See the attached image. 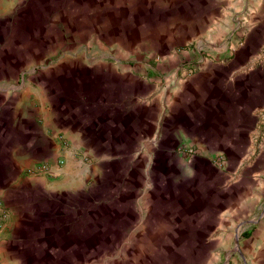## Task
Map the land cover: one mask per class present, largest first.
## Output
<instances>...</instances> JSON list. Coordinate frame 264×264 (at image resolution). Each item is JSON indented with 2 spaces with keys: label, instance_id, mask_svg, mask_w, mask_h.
Wrapping results in <instances>:
<instances>
[{
  "label": "rangeland",
  "instance_id": "1",
  "mask_svg": "<svg viewBox=\"0 0 264 264\" xmlns=\"http://www.w3.org/2000/svg\"><path fill=\"white\" fill-rule=\"evenodd\" d=\"M205 1L214 12L211 27L186 34L177 28L188 17L194 0H149V9L161 15V23L140 29V37L148 41L138 50H129L133 54H124L118 69L145 79L154 91L153 101L123 114L124 137L115 140L116 144L73 155L77 171L60 185L68 182L82 191L68 200L59 197L40 204L37 233L29 242L30 250L19 255L17 264H179L183 256L194 258L198 252L207 253L206 264H230L233 250L245 246L232 231L237 234L245 227H256L264 194L249 213L235 216V221L226 212L214 211V207L227 203L222 193L245 180L235 182L239 179L235 180L233 156L225 152V145H218L217 150L215 145L199 144L180 132L179 127L190 121L182 112L188 102L179 89L197 73L212 67L222 71L210 79L220 81L227 89L238 76L247 81L263 73L264 79V6L260 0ZM2 11H6V2L0 6ZM66 49L58 48L43 61H29L22 69L7 70L10 79L0 82L4 83L0 84V99L6 103L29 85L41 87V76L58 80L67 75L70 70L57 59ZM250 55L256 60L252 64L237 66L226 61ZM81 69L78 72L82 76L90 75V69ZM239 69L243 70L238 72ZM1 74L6 75V51L2 45ZM87 83L86 79L80 81V95L92 94L86 90ZM143 92L141 86L134 89L133 94L124 97L123 105H128L137 93L141 101ZM222 100L229 103L219 91L218 107ZM221 108L227 122L231 116L233 120L241 116ZM207 113L206 116L210 114ZM115 117H110L111 122ZM144 117H152L154 123L147 124ZM239 120L248 129L242 131L244 134L252 132L254 148H264V108ZM127 123L138 127L132 137ZM218 124L217 134L228 128L226 124L220 128V121ZM58 141L61 148L56 160L65 165L69 161L66 137L59 136ZM257 151L254 155L260 158ZM216 152L219 154L212 158Z\"/></svg>",
  "mask_w": 264,
  "mask_h": 264
},
{
  "label": "crops",
  "instance_id": "2",
  "mask_svg": "<svg viewBox=\"0 0 264 264\" xmlns=\"http://www.w3.org/2000/svg\"><path fill=\"white\" fill-rule=\"evenodd\" d=\"M5 2L6 11L0 12V21H5L0 23V46L6 51V75H0V82L10 79L7 70L22 69L32 60H46L58 48H67L57 59L70 70L58 80L41 76V87L29 85L25 92H14L6 103L0 99V209L7 212V222L0 235V257L2 264H17L19 255L29 249V242L37 233L35 225L40 220L36 212L40 204L59 197L68 200L82 191L68 182L60 185L77 171L73 155H85V151L94 152L103 145L116 144L115 140L124 137L123 114L133 112L139 104L149 106L153 101L154 91L145 79L132 72L122 73L118 68L124 54H133L132 49L138 50L148 41L140 37V29L160 24L161 15L149 9V0H0V6ZM260 2L264 6V0ZM190 7L178 31L197 34L211 27L214 12L207 1L194 0ZM226 61L241 66L256 60L250 55ZM84 66L91 70L90 75L82 76L78 72ZM218 71L222 68H206L180 86L188 102L182 112L190 123L179 130L185 138L190 136L199 144L215 145L217 150L218 145H225V152L233 156L235 180L239 179L234 181L238 183L241 178L245 181L230 192H223L227 203L224 207H214V211L226 212L235 221V216L249 213L264 194V148H254L252 132L244 134L242 131L248 129L239 120L264 108V79L263 73L247 81L238 76L233 85H227L231 89H227L220 81L214 83L210 79ZM85 79L86 90L94 95H80V81ZM140 86L144 98L140 101L137 93L128 105H123L124 97ZM219 91L231 101L222 100L218 107ZM222 106L241 116L235 120L231 116L232 120L227 122ZM206 113L210 114L206 116ZM113 116L116 119L111 122ZM151 118L143 120L153 124ZM219 121L223 124L220 128L225 124L228 127L221 134H217ZM128 127L132 132L129 136L138 132L136 124ZM59 136L66 137L70 156L59 170L58 178L28 175L26 171L36 164L55 165L61 148ZM213 149L211 153L215 154ZM256 151L260 158L254 155ZM232 234L245 246L233 250L230 264H264V204L255 228L245 227L237 234L233 230ZM206 254L198 252L189 259L185 255L179 264H206Z\"/></svg>",
  "mask_w": 264,
  "mask_h": 264
},
{
  "label": "built area",
  "instance_id": "3",
  "mask_svg": "<svg viewBox=\"0 0 264 264\" xmlns=\"http://www.w3.org/2000/svg\"><path fill=\"white\" fill-rule=\"evenodd\" d=\"M63 166V161L62 160H57L55 165L52 163H40L36 164L33 167L28 169V174L32 176H47V177H57L59 167ZM7 222V212L5 209H0V235L6 225Z\"/></svg>",
  "mask_w": 264,
  "mask_h": 264
}]
</instances>
